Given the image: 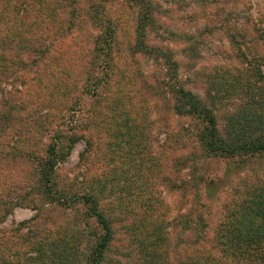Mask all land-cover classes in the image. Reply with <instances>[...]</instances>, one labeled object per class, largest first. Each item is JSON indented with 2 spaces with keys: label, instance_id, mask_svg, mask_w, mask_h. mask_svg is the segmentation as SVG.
<instances>
[{
  "label": "rangeland",
  "instance_id": "obj_1",
  "mask_svg": "<svg viewBox=\"0 0 264 264\" xmlns=\"http://www.w3.org/2000/svg\"><path fill=\"white\" fill-rule=\"evenodd\" d=\"M174 84L263 137L264 0H0V264H264V151Z\"/></svg>",
  "mask_w": 264,
  "mask_h": 264
},
{
  "label": "trees",
  "instance_id": "obj_2",
  "mask_svg": "<svg viewBox=\"0 0 264 264\" xmlns=\"http://www.w3.org/2000/svg\"><path fill=\"white\" fill-rule=\"evenodd\" d=\"M5 18L6 16L3 17V20ZM172 88H173L172 90H174L177 93L176 109L181 113L187 112L189 114L198 115L202 120L206 122V126L203 130L205 134L203 137L204 138L203 145L207 152V156L233 157L237 154H253L264 151V136L259 139L247 141L241 144H234L219 137L215 127L216 118L212 114V111L209 110L206 106H204L195 94L189 91H184L181 88L177 89L175 88V84L172 86ZM56 146H57L56 143L50 144L49 148L46 150L47 158L42 165L41 175L47 182H51V176L53 175V172L55 171L57 166V162L59 161V156L56 153ZM99 219H100V223L103 225L105 229V235L103 237L102 242H100L97 245L95 258L92 259V264L102 263L103 254L105 250L108 248L112 234L107 219H105L101 215H99ZM229 256L230 255L228 256L224 255L220 259L215 257L209 258L214 260V261L210 260L209 263L207 261L209 259L204 260L199 256H187L183 258L181 264H230L231 260H229L228 258Z\"/></svg>",
  "mask_w": 264,
  "mask_h": 264
}]
</instances>
